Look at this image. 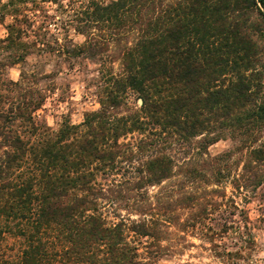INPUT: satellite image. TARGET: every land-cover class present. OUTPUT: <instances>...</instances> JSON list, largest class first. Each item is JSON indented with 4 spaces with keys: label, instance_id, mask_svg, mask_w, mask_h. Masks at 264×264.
Instances as JSON below:
<instances>
[{
    "label": "trees",
    "instance_id": "16d2710c",
    "mask_svg": "<svg viewBox=\"0 0 264 264\" xmlns=\"http://www.w3.org/2000/svg\"><path fill=\"white\" fill-rule=\"evenodd\" d=\"M82 15L83 53L114 47L122 70L106 78L99 109L37 142L14 133L16 118L0 108V251L13 225L27 240L18 262L0 252V264H133L126 220L100 210L98 176L120 173L124 158L140 160L141 181L161 184L176 166L161 146L206 133L204 150L230 134L246 164L264 161V142L255 145L264 132L255 38L264 37V0H91ZM131 92L142 103L123 112ZM135 132L143 136L134 152L121 139ZM136 231L153 235L145 221Z\"/></svg>",
    "mask_w": 264,
    "mask_h": 264
},
{
    "label": "rangeland",
    "instance_id": "374dc122",
    "mask_svg": "<svg viewBox=\"0 0 264 264\" xmlns=\"http://www.w3.org/2000/svg\"><path fill=\"white\" fill-rule=\"evenodd\" d=\"M90 1L0 0V108L16 118L14 133L26 141L42 140L43 131L56 133L65 122L81 124L101 107L109 74L122 70L114 47L83 53L89 23L82 10ZM255 38L264 85V37ZM129 100L123 112L142 103L133 92ZM205 134L161 146L176 160L175 174L161 184L141 181L136 159L124 158L118 174L98 176L105 191L100 210L111 221L126 220L133 264H264V180L257 183L264 161L246 164L247 150H238L229 133L204 150ZM142 136L121 141L135 152ZM263 142L264 132L255 145ZM223 153L232 155L219 158ZM144 221L153 235L136 231ZM13 226L0 252L18 262L27 240Z\"/></svg>",
    "mask_w": 264,
    "mask_h": 264
},
{
    "label": "water",
    "instance_id": "95a60500",
    "mask_svg": "<svg viewBox=\"0 0 264 264\" xmlns=\"http://www.w3.org/2000/svg\"><path fill=\"white\" fill-rule=\"evenodd\" d=\"M142 102V100H140Z\"/></svg>",
    "mask_w": 264,
    "mask_h": 264
}]
</instances>
